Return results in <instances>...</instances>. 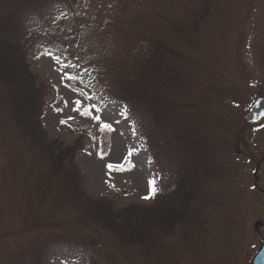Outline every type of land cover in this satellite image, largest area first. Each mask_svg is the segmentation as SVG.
I'll use <instances>...</instances> for the list:
<instances>
[{
	"label": "rangeland",
	"instance_id": "obj_1",
	"mask_svg": "<svg viewBox=\"0 0 264 264\" xmlns=\"http://www.w3.org/2000/svg\"><path fill=\"white\" fill-rule=\"evenodd\" d=\"M72 1H77L72 19H57L60 29L30 62L33 74L46 82L47 100L57 105L48 106L41 118L47 140L62 146L84 143L76 157L84 192L105 199L115 212L132 205L151 208L162 175L169 176L154 164L122 105L110 99L116 73L133 58L137 44H146L144 37L163 39L177 52L178 79L170 82L163 100L176 104L206 143L200 150L192 148L197 140L190 143L195 154L181 161L196 182L188 202L192 217L164 238L162 251L154 246L143 253L132 246L127 252L125 243L134 236L130 230H120L122 242L108 222L104 228L95 223V229L79 217L74 223L66 200L57 216L64 219L53 225L100 264H252L264 237V120L247 124L244 118L264 95V0ZM17 4L0 0V15ZM60 69L80 79L63 78ZM12 128L8 125L6 132ZM11 143V136L0 138V264H35L30 252L19 255V233L38 223V214L26 204L41 202L34 192L37 162L26 156L19 167ZM39 165L47 166L43 160ZM40 204L47 211L52 201ZM9 241H15L10 256L2 248ZM39 264L74 262L57 251Z\"/></svg>",
	"mask_w": 264,
	"mask_h": 264
},
{
	"label": "trees",
	"instance_id": "obj_2",
	"mask_svg": "<svg viewBox=\"0 0 264 264\" xmlns=\"http://www.w3.org/2000/svg\"><path fill=\"white\" fill-rule=\"evenodd\" d=\"M15 1L18 4L10 13L0 15V131L3 132L0 138L11 136L19 167L26 161V156L36 158L34 192L41 202L52 201L47 211L41 202L35 205L26 202L39 218H36V225L19 233L23 236L19 237V255L28 251L31 261L39 264L58 251L67 254L74 264H100L96 259L82 255L69 241L71 237L53 225L64 219V215L57 216L62 213L59 208L65 200L72 209L67 217L73 222L79 217V221L84 219L93 229L98 226L95 223L101 222L97 228H104L108 222L116 231L109 230L122 242L120 230H130L134 236L125 243L127 252L132 246H138L143 253L154 246L158 247L157 251H162L164 238L176 233L178 225H189L192 217V205L188 202L194 198L196 182L193 173L185 167L186 171H183L180 164L187 162L188 155L195 154L193 149H188L190 143L197 140L192 148L199 150L206 143V137L197 133L196 124H189L176 104L170 106L163 100L167 99L170 82L178 79L177 52L172 47L166 48L163 39L144 37L146 44H137L133 58L122 64L116 73L117 88L110 99L122 105L154 164L169 176L162 175L151 208L132 205L115 212L105 199H92L81 187L82 174L76 157L83 151V141L79 139L72 145L62 146L47 140L41 118L48 106L57 105L47 100L46 82L33 74L30 62L34 51L45 46L60 29L57 19L60 16L68 21L72 19V9L77 1ZM10 124L12 131L6 132ZM5 152L9 154L6 147ZM42 160L47 164L44 170L39 165ZM135 225L138 227L132 230ZM14 245L15 241H9L2 246L8 256ZM5 259L1 258L2 261Z\"/></svg>",
	"mask_w": 264,
	"mask_h": 264
},
{
	"label": "water",
	"instance_id": "obj_3",
	"mask_svg": "<svg viewBox=\"0 0 264 264\" xmlns=\"http://www.w3.org/2000/svg\"><path fill=\"white\" fill-rule=\"evenodd\" d=\"M247 124H259L264 120V96L257 97L248 107L244 118ZM252 264H264V238L260 249L255 253Z\"/></svg>",
	"mask_w": 264,
	"mask_h": 264
},
{
	"label": "snow or ice",
	"instance_id": "obj_4",
	"mask_svg": "<svg viewBox=\"0 0 264 264\" xmlns=\"http://www.w3.org/2000/svg\"><path fill=\"white\" fill-rule=\"evenodd\" d=\"M68 67H71V66H70V65H65V66H64V68H68ZM60 71L63 73V78H66V79H68V80H78V79H80V77H79L78 74L73 75V74H71V73H69V72L64 71V69H60ZM65 103L67 104V101H66ZM76 110L78 111L79 109H76ZM90 111H91V109H89L88 112H86L85 114H89ZM69 118L71 119V117H69ZM64 122H65V121H62V123H64ZM104 127H105V128H109L110 125L105 124ZM151 184H152V186H153V187H152L153 194H155V191H156V188H155V184H156V182H155V180L151 181Z\"/></svg>",
	"mask_w": 264,
	"mask_h": 264
}]
</instances>
